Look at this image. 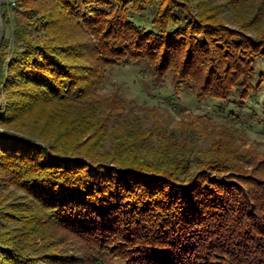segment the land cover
Listing matches in <instances>:
<instances>
[{
	"label": "trees",
	"instance_id": "obj_1",
	"mask_svg": "<svg viewBox=\"0 0 264 264\" xmlns=\"http://www.w3.org/2000/svg\"><path fill=\"white\" fill-rule=\"evenodd\" d=\"M13 2L0 39V264H264V154L226 138L205 150L193 123L146 128L123 95L102 93L129 63L160 95L192 92L218 113L258 103L264 0Z\"/></svg>",
	"mask_w": 264,
	"mask_h": 264
},
{
	"label": "rangeland",
	"instance_id": "obj_2",
	"mask_svg": "<svg viewBox=\"0 0 264 264\" xmlns=\"http://www.w3.org/2000/svg\"><path fill=\"white\" fill-rule=\"evenodd\" d=\"M12 1L1 0V4H9L8 12L13 24L15 2L10 4ZM224 13L228 17L229 24H233L230 11L226 10ZM13 30L12 26L7 28L6 36L10 37ZM3 31L4 26L2 25L0 39ZM141 74V68L129 63L111 68L102 93L104 95L114 93L123 95L128 101V109L139 114L140 117L142 116L143 126L146 128L159 125L171 131L183 129L188 127L187 124L192 125L193 123L196 124L195 128L198 133L203 132L202 137L204 134L198 143L205 150L212 149L222 138H226L225 140L230 141L239 150L251 151L257 155L264 154V85L258 103L238 101L233 110H231L232 105L227 106L223 103L224 111L218 113L221 109L217 106V101H199L192 92L183 93L178 100L175 95H160L148 79L141 78ZM230 111L233 113L229 114ZM208 114L212 116V122L205 124L199 117ZM224 118L230 119L231 122L243 128L246 131L245 135L228 131ZM108 263L116 264L113 261Z\"/></svg>",
	"mask_w": 264,
	"mask_h": 264
},
{
	"label": "water",
	"instance_id": "obj_3",
	"mask_svg": "<svg viewBox=\"0 0 264 264\" xmlns=\"http://www.w3.org/2000/svg\"><path fill=\"white\" fill-rule=\"evenodd\" d=\"M3 25V20H2V4H1V0H0V31ZM0 104H1V99H0Z\"/></svg>",
	"mask_w": 264,
	"mask_h": 264
}]
</instances>
